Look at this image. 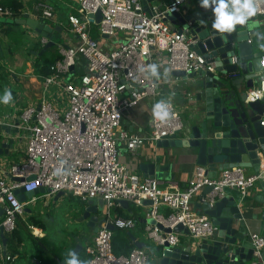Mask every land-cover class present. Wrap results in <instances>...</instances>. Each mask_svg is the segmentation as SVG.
<instances>
[{
    "label": "built area",
    "instance_id": "2783aa9c",
    "mask_svg": "<svg viewBox=\"0 0 264 264\" xmlns=\"http://www.w3.org/2000/svg\"><path fill=\"white\" fill-rule=\"evenodd\" d=\"M187 1L170 0L162 10L154 6L149 12L142 0H76L78 13L70 14L68 19L78 42L60 46L62 58L43 78L42 101L39 106L27 107L19 117L17 126L28 133L25 158L11 163L8 176L0 177V206L4 210L0 225L5 232L12 233L17 228V220L24 214L26 205L36 199L21 201L17 188L24 187L28 192L43 188L48 195L64 192L84 201L102 198L105 220L86 246V264H150L151 255L144 247H135L128 255L114 252V230L108 224L126 228L137 224L133 213L129 217L114 213V207L121 205L122 200L137 206L144 205V199L152 200L151 204L144 205L147 207L145 219L155 220L153 224H146L148 238L157 246L168 242L173 247L181 243V235L185 234L175 230L179 223L188 228L186 236L195 242L213 237L218 231V225L194 207L193 198L203 188L213 186L204 197L213 204L226 195L225 187L239 190L244 197L256 183L264 180V160L252 173L237 165L224 168L219 177L209 176L207 167L198 165L188 186L181 189L177 185L163 186L157 177H142L120 160L121 144L134 152L146 139L159 141L184 128L174 101L161 97L157 77L160 67L187 73L214 70L204 56L190 48L192 41L187 34L174 31L166 19V11L178 12ZM239 1L249 2V8L243 11L245 15L264 16V0ZM222 2L228 7L224 13L234 17L229 14V7L235 0ZM98 10L102 12L101 22L97 24L99 34L112 38L113 46L91 35L94 23L91 16ZM32 12L47 19L54 17V8L46 1L37 2ZM0 13L10 17L16 14L12 8L2 5ZM82 64L85 69L80 73ZM127 90L129 93L125 95ZM263 96L264 56L259 82L248 90V100L256 101ZM144 99L152 101L148 136L122 126L125 112ZM3 123L0 121V125ZM162 227L171 230L166 232ZM250 234L254 253L261 258L264 234Z\"/></svg>",
    "mask_w": 264,
    "mask_h": 264
},
{
    "label": "water",
    "instance_id": "95a60500",
    "mask_svg": "<svg viewBox=\"0 0 264 264\" xmlns=\"http://www.w3.org/2000/svg\"><path fill=\"white\" fill-rule=\"evenodd\" d=\"M170 0H142L144 8L152 12L154 6L162 10ZM219 1L190 2L184 4L180 11H166V19L174 31L185 32L191 39L190 48L206 58L207 64L214 67L198 69L187 73L184 70H174L177 77L190 79L189 86L195 94L193 110L190 118L184 123V128L157 141L160 153L149 154L147 162L139 167L146 177L168 178L171 163L163 162L164 158L174 155L176 149L196 157L199 165L207 167V173L221 167L258 166L260 167V152L264 155V96L256 101L248 100V90L260 79L261 59L264 56V29L257 15L244 14V7L229 8V14L243 17L242 22L234 19L230 26L220 24ZM236 3L233 4V6ZM228 8L227 6L224 8ZM239 9V12L237 11ZM102 12L98 10L91 16V21L99 24ZM17 23L27 25L48 39L41 50L55 44L54 33L59 30L46 21L39 20L26 13L16 18ZM107 37V35H103ZM74 70V66L71 67ZM15 129L8 124L0 127V154L8 153L15 145V138L3 141L8 134L20 133L16 119ZM262 190L253 197H242L237 189L225 187L226 195L216 199L212 204L204 197L213 189L206 186L200 193L195 209H201L215 224L218 231L213 237L195 242L188 237L185 243L170 247L166 242L159 246L154 256H150L151 264H264V249L262 257L255 255L254 244L248 230L250 222L257 223L264 231V180ZM42 189V188H40ZM39 190V189H37ZM34 191H25L24 187L16 189L21 201H26ZM45 190V189H44ZM64 192H59L62 195ZM142 203L151 204L152 200L144 199ZM124 207H129V201L122 200ZM105 200L91 198L80 207V221H86L83 232L96 233L104 218ZM4 210L0 206V221ZM147 223H155L152 218L145 219ZM108 227H117L109 223ZM170 231L168 227H162ZM176 231L189 234L182 223L175 227ZM4 253L7 254V240L4 227L0 225ZM136 247L143 248L145 243L132 235ZM79 240L73 251L76 256L83 248Z\"/></svg>",
    "mask_w": 264,
    "mask_h": 264
},
{
    "label": "crops",
    "instance_id": "0c3cea01",
    "mask_svg": "<svg viewBox=\"0 0 264 264\" xmlns=\"http://www.w3.org/2000/svg\"><path fill=\"white\" fill-rule=\"evenodd\" d=\"M14 0H0V5L9 7ZM21 6L19 12L13 17L6 16L0 13V121L3 124H8L15 129V124H13L16 119H19L22 112L29 106H39L42 101L43 92V79L40 75V66L43 60L40 56L41 50L45 47L48 42H44L45 36L40 35L37 31L31 27L17 23L16 18L23 17L26 13L30 14L31 17L46 21L52 26H57L59 30L54 33V41L59 44V51L61 45H73L78 42V36L71 30L69 24V15L72 13H78V3L76 0H16ZM39 1H46L54 8L53 18H44L42 15H37L33 13L34 6ZM205 1H219L222 0H188L185 4L190 2H205ZM247 1H239L232 7L239 8L243 6ZM224 3V2H223ZM249 4V2H247ZM225 4V3H224ZM227 6V5H226ZM229 7V8H232ZM260 23L263 25L264 29V16H257ZM15 18V19H14ZM2 19L14 20L17 26H2ZM5 28L10 29L8 33L5 32ZM25 39L33 41V48L30 50L32 56L36 57L32 63V58L27 59L25 56L16 50L21 44H24ZM101 43H110V46L115 45L112 38L100 36ZM38 47H41L38 48ZM19 54H21L19 56ZM85 59H82L84 63ZM157 77L161 83L162 88V98H171L182 118L184 123L188 120L192 114L193 104L195 100V94L191 87L189 86V78L185 79L183 77H177L172 74V71L168 70L166 67H160L157 73ZM256 81V85L258 84ZM127 90L124 94H128ZM2 125V124H1ZM0 125V127H1ZM152 125V101L151 99H144L140 101L137 105L129 108L122 120V126L130 132L138 133L143 136H148ZM11 138H15V145L13 148H9L8 153L0 154V177L8 176V168L11 163L22 161L26 155V147L28 143V133L20 130L17 134H8L7 137L3 138V141H7ZM162 149H158L157 141L146 139V141L141 145L136 151L130 152L126 150L125 144L120 145V160L124 163L130 170L137 172L142 177H146L144 172L140 169L139 165L142 162H147L148 155L153 152L160 153ZM261 161L264 160V155L260 152ZM163 162L171 163L170 175L168 178H162L161 175L156 176L162 181L163 186L177 185L181 189H185L190 179L193 177L197 166L196 157L184 153L183 149H176L174 155L164 158ZM247 173H252L259 169L258 166H243ZM225 167L218 168L216 171L209 173L211 177H219L222 170ZM204 188L193 198V203L195 207L196 201H199L200 193ZM262 185L261 181L256 183L254 187L251 188L248 196L253 197L257 193L261 192ZM68 194V193H64ZM56 194L55 200L60 196ZM55 194L48 195L47 191L42 189L37 190L34 194L29 196L35 197L36 199L26 205L25 212L17 220V230L21 234V242L18 240L7 241V254L4 253V245L2 242V247H0V264H41V259L38 257V251L43 246H45L43 240H38L39 238L46 237L48 241L55 243L58 247H67L70 249L72 258L76 259L71 264H75L80 257H87V253L81 254V252L86 249V246L92 242L95 233L93 232L89 235V239L86 237L87 234L81 229L80 231L74 233V229L71 231H65L66 235L62 238H52L48 234L47 226L39 219L40 216H46L51 219L48 213V204L40 203L37 205L38 201H46L47 197H53ZM72 198H75L76 206L70 212H74L73 216L80 217V207L85 202L80 197L69 194ZM121 216L129 217L133 213L134 217H137V224L134 228H129L133 230V235L137 237L140 241L145 243V248L151 251V245H155L151 239L148 238L146 231V220L145 215L147 212V207L144 205L137 206L130 203L129 207H125ZM198 212H202L201 209H196ZM163 211H166L163 209ZM116 213V212H115ZM71 216V214L69 215ZM55 218L51 219L54 220ZM138 219L142 221L138 222ZM37 221V222H36ZM80 221V220H79ZM84 224L85 221H81ZM35 223V224H34ZM38 223V224H37ZM40 225V226H38ZM25 226L35 227L34 229H39L40 233L33 234L37 237L35 241L30 235ZM83 226V225H82ZM248 230L250 233L258 232L264 234V231L255 222H250ZM36 232V231H35ZM9 236H12L11 232ZM73 233V234H70ZM78 235L77 238L75 236ZM85 239L87 240L85 242ZM188 239L186 234L181 235V243H185ZM79 240L83 241V248L79 250L76 256L73 255V251ZM149 243V244H148ZM180 243V244H181ZM148 244V247H146ZM154 251V250H153ZM64 253L55 255L53 259L56 264H65L60 262ZM151 255V254H150ZM8 256L11 258L9 259ZM152 256V255H151ZM151 264V263H150Z\"/></svg>",
    "mask_w": 264,
    "mask_h": 264
},
{
    "label": "trees",
    "instance_id": "16d2710c",
    "mask_svg": "<svg viewBox=\"0 0 264 264\" xmlns=\"http://www.w3.org/2000/svg\"><path fill=\"white\" fill-rule=\"evenodd\" d=\"M20 6H21V4L18 1L14 0V1H12V4L9 7L12 8L17 14L19 12ZM4 25L12 27L14 25L17 26L18 24L14 20L2 19V26H4ZM4 30L6 33H8L10 31V29H8V28H5ZM91 35L93 38H96V39L100 38L98 25L95 23H92V25H91ZM38 48L41 49V47H38ZM40 58L43 60V63L40 66L39 72H40V75L42 76V79H43L46 75H49L52 72L51 66L57 60L62 58V54L59 51V44L55 43V44L51 45L40 56ZM124 208L125 207L121 204L119 206L114 207V212L118 213L119 215H122V212L125 210ZM138 222L141 223L142 221H140V219H138ZM38 226H40V225H38ZM25 228L27 230L29 229V227H27V226H25ZM28 232H29V235L35 241H37V237L31 233L30 229L28 230ZM132 235H133V230L126 228V227H117L114 230L112 243H113V247H114V252L116 254L128 255L136 247L135 242L132 239ZM5 238L7 241L18 240L19 242H21V240H22L21 234L17 230V228L12 232V236H9V233H6ZM38 240H40V241L43 240L45 243L44 244L45 246L44 247L42 246L38 251V255H39L38 257L41 259V264H56L53 257H55V255L60 254V253H64L60 262H63L65 264H71L72 262H74L76 260V259L72 258L71 253H70V249H67L66 246L65 247H58L55 243L48 241L46 237L39 238ZM148 244L146 247H148ZM158 247L159 246H157V245H154V246L151 245L150 254L152 256L155 255ZM85 251H86V249H84L81 252V254L85 253ZM79 259H80V263H75V264H86L88 261V255H87V257L83 256V257H80Z\"/></svg>",
    "mask_w": 264,
    "mask_h": 264
},
{
    "label": "rangeland",
    "instance_id": "374dc122",
    "mask_svg": "<svg viewBox=\"0 0 264 264\" xmlns=\"http://www.w3.org/2000/svg\"><path fill=\"white\" fill-rule=\"evenodd\" d=\"M33 48V41L25 39L24 44H21L16 50H19L25 58L30 59L32 58V63L34 59L36 60L35 56H32L30 50ZM19 54V56L21 55ZM84 65L79 66V72L82 73L84 71ZM56 194L53 197H47L46 201H38L37 205L40 203L48 204V213L51 219L55 218L54 220L49 219L46 216H40V220L47 226L48 234L52 238H62L66 235L65 231H71L74 229V233L80 231L84 227V223L79 221L80 217L73 216L74 212H70L76 206V199L69 196V194H64L60 196L57 200H55ZM44 205V204H43ZM115 213V212H114ZM71 214V216H69ZM83 225V226H82ZM33 234L36 235L35 229L33 227L30 228ZM73 234V233H70ZM92 233H88L86 237L89 239V235ZM78 235L75 236L77 238ZM87 240L85 239V242ZM153 242V241H152Z\"/></svg>",
    "mask_w": 264,
    "mask_h": 264
},
{
    "label": "clouds",
    "instance_id": "9594fccd",
    "mask_svg": "<svg viewBox=\"0 0 264 264\" xmlns=\"http://www.w3.org/2000/svg\"><path fill=\"white\" fill-rule=\"evenodd\" d=\"M235 3H239V0H235ZM226 7V5L221 2L220 7L216 10L219 14H220V23L217 24V27L220 26V24H224L226 26H230L232 24V22L234 21V19H238L242 22L243 17H232V16H228L227 14L224 13V8ZM244 8L248 9L249 8V4L246 2L243 5ZM237 11L239 12V9H237ZM251 11V10H250Z\"/></svg>",
    "mask_w": 264,
    "mask_h": 264
},
{
    "label": "bare ground",
    "instance_id": "6f19581e",
    "mask_svg": "<svg viewBox=\"0 0 264 264\" xmlns=\"http://www.w3.org/2000/svg\"><path fill=\"white\" fill-rule=\"evenodd\" d=\"M35 228V227H34ZM36 233H40V230L37 228L35 229Z\"/></svg>",
    "mask_w": 264,
    "mask_h": 264
},
{
    "label": "flooded vegetation",
    "instance_id": "af4514ba",
    "mask_svg": "<svg viewBox=\"0 0 264 264\" xmlns=\"http://www.w3.org/2000/svg\"><path fill=\"white\" fill-rule=\"evenodd\" d=\"M86 222V221H85ZM85 225H86V223H85ZM92 231V233H93V230H91Z\"/></svg>",
    "mask_w": 264,
    "mask_h": 264
}]
</instances>
